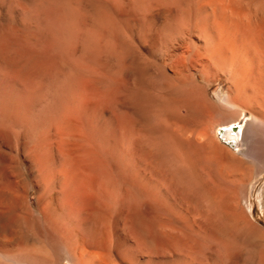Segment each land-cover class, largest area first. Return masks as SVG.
Wrapping results in <instances>:
<instances>
[{
  "label": "bare ground",
  "instance_id": "6f19581e",
  "mask_svg": "<svg viewBox=\"0 0 264 264\" xmlns=\"http://www.w3.org/2000/svg\"><path fill=\"white\" fill-rule=\"evenodd\" d=\"M84 7L99 10L98 13L104 8V15L99 14L105 18L97 19V14L92 15L94 18L86 16L82 9ZM121 38L136 48L141 59L156 74H161L182 90L187 102L186 107L183 106L185 113L192 106L191 110L193 108L204 113L208 120L217 117L216 121L211 120L215 122L209 120L208 127L203 128L204 132L197 136L198 147L193 145L192 151L198 148V152L202 151L200 154H206V160H216L214 168L218 163L217 168L226 164L225 168L231 169L228 163L232 165L244 159L264 160V0H0V159L7 152L19 157L29 166L35 178L34 189L47 200L46 204L40 202L42 196H37L36 200V204H42L38 212L45 223L42 235L33 229L34 219L29 217V211L28 216L21 215L20 218L15 214L18 209L16 203L0 207V255L5 259L3 264H58L54 248L44 250L36 248L34 244L54 241L62 244L61 251L64 250L65 255L62 254L68 257L70 264H219L220 260L222 264H234L235 261L246 264L250 236L256 240L257 246H254L259 247V264H264L263 225L257 230V220L248 225L245 212H237V209V213L232 212L230 204L233 203V195L228 196L226 192L229 191L225 190L226 195L219 191L216 193L218 189L214 187L216 191H211L213 186H208L206 182L204 184L209 187L206 188L209 192L204 187L202 190L198 182H188L196 189L201 188L198 190L200 195L202 191L205 193L195 197L194 206L185 200L186 192L190 199L191 190V186L189 191L185 190L188 186L185 185L186 179H189L185 175L190 173V170L185 173L188 167L186 163L195 162L196 153L191 155L193 160H189L182 147L171 150L166 147L165 151H170L167 154L164 150L162 152L168 158L162 155L161 159L168 161L164 166L167 163L169 166L164 173H160L162 171L154 168L156 165L144 155L145 150L142 153L143 147H139L134 138L128 142L127 136L122 137L119 146H114L112 151V147L89 144L90 135L87 137L77 130L58 125L44 132L39 140L36 139L29 151L25 149L26 139L32 132L27 127L26 117V102L31 95L26 82L30 74L24 73L27 64L30 61L39 63L40 57L51 51L58 56V60L54 57L60 67L65 66L66 59L74 57L78 51L85 49L88 52L86 48L97 52L111 49L112 55L126 44L120 45ZM254 62L257 69L251 81ZM128 64L129 60L126 67ZM124 70L121 74L126 82L139 80V73L133 69ZM10 71H15L16 75H11ZM166 73L170 76H166ZM89 74L86 82L97 81L99 76L95 72ZM220 78L229 85L228 90L221 91L217 101H210L206 92ZM200 82L205 84L202 91ZM69 89V85H66L62 92L68 95ZM84 89L82 97L87 96V99L89 95V98L93 95L96 98L97 94H103ZM192 134L191 138L194 137ZM130 136L133 135L129 134L128 138ZM186 138H181L183 145ZM249 150L257 154L249 155ZM110 154H114L115 157H112L119 163L118 174L114 177L106 175L103 168L101 170L97 165L100 159L109 161ZM191 156L188 157L191 159ZM178 164L181 165L177 167ZM140 165L144 169L140 170ZM204 167L209 171V167ZM200 169L193 171L196 172L194 177ZM211 172V177L215 174L220 175L221 181L227 180H223L225 175ZM192 177L191 181L198 179ZM134 191L139 192L137 196ZM7 192H0L3 205L10 199ZM196 192L193 196H196ZM254 200L264 208L263 191L258 192ZM143 217L151 220L154 217L155 222L150 224L154 223L155 226L146 227L149 219ZM222 219L225 223L229 220L230 223L231 220L237 223V230H241L239 235L233 234L237 231H234L236 227L234 229L232 226V230L229 226L233 233L228 235L227 240L232 237L231 234L240 237L242 248L237 243V246H233L232 240L222 244L214 240L216 233L213 234L210 225L214 223V227L216 221ZM252 227L257 232H252ZM220 234L222 237V232ZM223 236L227 237L226 233ZM222 239L225 241V238ZM129 243H135L137 248L132 250ZM232 246L240 249L235 251L236 248L234 250Z\"/></svg>",
  "mask_w": 264,
  "mask_h": 264
},
{
  "label": "rangeland",
  "instance_id": "374dc122",
  "mask_svg": "<svg viewBox=\"0 0 264 264\" xmlns=\"http://www.w3.org/2000/svg\"><path fill=\"white\" fill-rule=\"evenodd\" d=\"M81 5L83 6V4H81ZM82 9H83V13H86V16L94 18L93 16L95 14H97V15H95V17L97 19L98 18H100V19L105 18V17L103 18L101 16V15H104V13H102L103 11H105V10H103L104 8L100 9V10H102V12L101 11L99 12V13H102L101 15L98 13L99 10H89V9H86L85 7ZM122 43L123 44L126 43L127 45H129L128 42L126 40H124L123 38L120 39V45ZM126 44L122 45L121 48L117 52H113L115 54L112 53V55L110 53L112 51L111 49H106V50L104 49L105 51H101V52L100 51L97 52L95 49L91 50V48L90 49L86 48L88 50V52L85 49H82V51L81 52L78 51L74 55V57L72 56L71 58H67L66 59L67 63L63 67H60L56 64V58L58 56L55 54L54 51L44 53L42 55L44 58L40 57L39 63L38 62L36 63V61H30L27 64V66L24 70V73L30 74V76L28 77V80H26V82H27L28 89L31 93V95H30L31 97L29 96V98L27 99V102H26V106H27L26 107V109H27L26 110V117H27V127L28 128L30 127L29 130L32 132H30L29 138L26 139L25 149L27 151H29L32 148L34 142L39 140L42 135H44L48 130L53 129L57 125L60 126L61 128H64V129L66 128L69 130L70 128H72L70 130H74V131L77 130V132L79 134H85L86 136L90 135L92 138H88L89 144L93 143L95 146H97V144H99L101 146H107L109 149H111V147H112V149H111L112 151H113L114 146L115 147L119 146L122 137L127 136L126 137L127 141L131 142V141H133V138H134L135 142L138 145H140L139 147H143L142 153L144 154V150H145L146 154H144V155H147L148 157H150L154 163L153 165H156L158 167V169L156 168V166H154V168L158 172L162 171L160 173H164L165 169L168 168L169 164L167 163V165H168V166L166 165L167 167L164 166L166 164L165 161H167V160L163 159L164 161H162L161 157L164 156L162 151L163 150L165 151L166 147L167 148L169 147L170 150L174 149V148H181L182 147L184 149V154H186L185 157L187 156V159L189 158V160H193V157L191 155L192 154L194 155V153H196L194 155L195 156L194 157L195 162H192L190 164L187 161L188 163H186V164L189 168L185 164V168L187 167V169H185V173L189 172V170L191 173V174L190 173L186 174L185 178L188 177L190 179L193 176L192 179L193 178L195 179L196 177H198V179H195L192 181H191V179H190V181H189V179H186L185 185H188V186L185 187L186 188L185 190H188L189 186H191V184H189L188 182H190L192 184H197L196 182H198L199 186L202 187V190L205 189L206 191H208L209 189L207 190L206 188L208 186H210V187L213 186L212 188H210V190L216 191V189H218L216 193H218V191H219L220 194L222 193L224 195L226 191H229V192H226L227 195L228 194L233 195V197L230 196L233 199L232 200L233 203L230 204V206L232 205L231 211L236 212V209H237V212H240V213L245 212L244 215L245 216L247 215V219L249 220V222L247 220V224L249 223L250 225H252V222L254 224L255 223L254 220H257L258 223L257 222L255 223L257 230H259L258 228L261 229L262 225H263V228L261 230H264V208L262 209V207L254 200V198L256 197L258 192L263 191V194H264V160L263 159H259V160L244 159V160H241V162L240 161L235 162L232 165L230 163H228L229 164L228 166H230L231 169L225 168L226 164H222L223 167H221L222 168L221 169L220 167L219 168L216 167V165L218 166L219 163L215 164V168H214L213 163H216L217 161L213 160L212 158H209L208 156L207 157L211 160H209L208 158H207L208 160H206V157H205L206 154L201 153L202 154L201 155L200 152H202V151L200 150V152H198L199 151L198 148L195 147L196 148L195 151H192L194 149V146L197 144V141H198L197 136L201 134L200 132L202 130H204L208 127L209 120L211 121L214 118L208 120V117L204 113H200V111L195 110L193 108L191 110L192 106L189 108V110L192 113L190 111L188 113H185L186 108H184V107H186L185 104L187 102L185 101L184 95H182V90L176 88L172 82L167 80L161 74H159V73L156 74V72H154L153 69L150 66H148V64H146V62H144V60L141 59L140 54L138 53L136 48L131 46V45H129V47H128ZM43 45H45V43H43ZM90 50H91V52H90ZM85 52L87 53L86 56H85ZM108 53H110V54L108 55ZM124 54H125V56H124ZM121 55L124 58L121 57ZM127 55H129V56H127ZM86 57H88V58H86ZM53 58L55 59V62H54ZM85 58L87 60H85ZM57 60H58V58H57ZM128 60H129V64L126 67ZM79 62H82V63H79ZM53 63H55V65H57V66H55ZM34 65H36L37 67ZM123 66L126 68H123ZM255 66H256V63L254 62L251 66L250 79L254 76V73L256 72L257 67H255ZM64 67H65V69H63ZM82 67H83V69H82ZM127 68L129 70L133 69V71H136L137 73H139V80L138 81H134V80L133 81L131 80V82L125 81L121 72L124 73L122 70L123 69L126 70ZM130 68H132V69H130ZM89 69L92 71V73L95 72V74H97V76L100 77V78L98 77L97 81L95 80L91 83L85 81V80H87L86 77H88L89 72H91ZM87 70H89V72ZM108 71H110V72L108 73ZM98 72H99V74H98ZM10 73L13 76L16 75L15 71H10ZM89 75H91V74H89ZM166 76H170V75L168 73H166ZM251 81H252V79H251ZM80 83H81V85H80ZM73 84H75V85H73ZM66 85H69V88H70L68 95L66 93L62 92L63 91L62 89H64V87H66ZM138 85H141V86H138ZM199 85L201 87V91H202V89L204 90L205 84L203 82H200ZM74 86H75V88H74ZM228 87H229V85L225 82V80L220 78L218 81L214 82V84L207 90V92H206L207 99L210 101H217L219 93L221 91L227 92ZM84 88L87 90L94 91V92L95 91H99V93L103 92V94H102L103 96L99 94V96H102V97H100V99H97V98H99L98 94H97L96 98L93 97V96H95V95H93L92 96L93 99L89 98V97H91V95H89L88 99H87V96L82 97V89H84ZM177 92L180 95L177 94ZM112 93H114L113 94V96L115 95L114 97L111 96ZM56 95H60V96H56ZM62 95H63V97H62ZM73 95H75V96H73ZM121 99H122V101H121ZM48 101H50V104H48ZM137 101H139V102H137ZM182 101H184V103ZM205 102H206V99H205ZM68 104H70V105H68ZM102 105H104V106H102ZM178 107H180V109ZM109 112H111V114ZM67 113L72 119L69 116H67ZM246 113H248V112H246ZM128 114H130V116ZM178 115H180L179 118H178ZM248 115H250V113H248ZM125 116H126V118H125ZM93 119H94V121H93ZM214 120L215 121L217 120L216 116H215ZM215 121H211V122H215ZM129 123L131 124V126L129 125ZM35 126H37V127H35ZM87 126H89V127H87ZM129 126H130V128H129ZM182 126L185 129L181 128ZM78 129H80V130H78ZM81 129H82V131H81ZM80 131H81V133H80ZM176 131H177V133H176ZM189 131H190V133H189ZM121 132H122L123 136H122ZM191 132H194L195 135L197 134L196 135L197 138H195V135L192 134ZM196 132H198V133H196ZM203 132L204 131H202V133ZM182 133H183V135L181 136ZM129 134L133 135V136H130L131 139L128 138ZM191 134L194 137L191 138ZM215 134L217 135V137L219 136L218 130H216ZM187 136H189L188 138L190 139V141L186 138ZM181 138L182 139L186 138V140H185L186 142H184V145L181 142L182 141ZM147 140H150V141H147ZM195 141H196V143H194ZM81 142L82 141H80V143ZM187 142H190V143H187ZM191 142H193V143H191ZM82 144H84V142ZM171 144H172V146H171ZM198 144H200V142ZM188 146H189V148H188ZM196 146L198 147V145H196ZM201 146L202 145H200L199 147H201ZM156 149H158L157 150L158 152H159V150H161L162 153L159 152V154H158ZM197 149H198V151H197ZM200 149H202V148H200ZM243 149L242 150L245 151V148H243ZM168 150L165 151L164 153L167 154L170 151V150L169 151ZM187 151H189V152L187 153ZM234 151H236V149ZM203 152H205V151H203ZM249 153H250L249 155H252V156L257 154V153H254V150H253V152H252V150H249ZM112 156H114V154H110L111 158L109 157V161H110V159L112 160L110 162L108 161V159L107 160L106 159H100V160L98 159L99 161H98L97 165L98 164L100 165V167L99 166L98 167L101 170L103 168L102 171H104L106 175L109 174L108 176L111 175V177L112 176L114 177L118 174L119 163H118L117 159H116V161H117V163H116L115 158H114L115 156L114 157H112ZM188 156H191L192 158L190 159V157H188ZM203 156L205 158H203ZM166 157L168 158V155ZM166 157L164 156V158H166ZM258 161H260V162H258ZM163 162H164V164H163ZM243 163H244V165L245 164L246 165L243 166ZM103 165H104V167H103ZM180 165L181 164H178L177 167H179ZM204 165L206 167H209V171H208V168L206 169L204 167ZM222 165H220V166H222ZM160 166H162L163 168L162 167L160 168ZM171 166L175 167V165H172V163H171ZM196 166L198 169H200V168L201 169L199 170L200 172L197 173V175L194 177L196 172L193 173V171H197ZM228 166H226V167H228ZM140 167H139L140 170L144 169V166L140 165ZM112 168H113V170H112ZM241 168H243V169H241ZM205 169H206V171H205ZM214 169H215V171H214ZM219 169L221 172H219ZM114 170L117 173L116 172L114 173ZM212 170L217 175L218 174H221V176H222V174L225 175L227 178L225 176H224L225 179L223 177H221V178H223V180H226V179L227 180L221 181V179L219 178L220 175L218 177L214 174L213 177L214 176L216 178L218 177L217 178L218 180L217 179L215 180L214 179L215 177L214 178L211 177V175L213 174L211 172ZM216 170L219 173H217ZM226 170L229 171V173H230L229 175H228V172ZM109 172H111V173H109ZM208 172H210V173H208ZM200 173H202V174L199 175ZM224 173H226V174H224ZM232 175H233V177H232ZM199 177L201 178L202 181L200 180ZM229 177H232V178H229ZM202 178L205 180V182H203L204 180ZM233 178H235V179H233ZM219 179H220V181H219ZM199 180L201 182H203L202 186L200 185L201 182ZM193 181H195V183ZM218 181H219V183L216 184ZM231 181L235 182V183H231ZM34 182H35V178L32 175L31 170L29 169V166L27 164H25L19 157L15 156L13 153H10V152H7V155L5 157H1V159H0V192H2V191L7 192L8 191L7 193L10 196L9 200L11 202L8 200L6 202V204L4 203V205H3V203L0 200V207L6 206V205L8 207L9 205L16 203L18 205L17 206L18 209L15 211V214L17 215V217L21 218V215H23V216L29 215V217H31L32 220L34 219L33 220V229L35 230V232L37 234L42 235L44 232V228H45L44 224L45 223H44V219L41 216H39L40 215L39 211H40V206L42 207L43 203L46 204L47 200L44 199L43 195H41L42 194L41 192H37L34 189ZM206 182L209 183L208 186H207V184L206 185L204 184ZM192 186L194 187V190H195L196 189L195 186L194 185H192ZM192 186L189 188L192 190V193L190 192L191 190L190 191L188 190L190 193V199H189V196H187L188 193L185 191L186 192L185 200L187 199L186 201H188V203L190 205H193L195 203V201H194L195 197L201 196L205 193L204 191H202L203 194L201 193V195H200L198 190H201V188L199 189V187L196 186V187H198L195 190V192L197 191L196 196H193L195 192H194ZM203 187H204V189H203ZM214 187L216 189H213ZM221 189H223V191H221ZM210 190H209V192H210ZM215 191H214V193H215ZM135 192L136 191H134V194H135ZM132 193H133V191H132ZM136 193H137L136 194V196H137L139 192H136ZM208 194H211V193H208ZM37 196L38 197L42 196L41 200H40V202L42 204L40 202L36 204V200L38 198ZM42 198H43V201H42ZM234 198L236 199V201H234ZM238 200H239V202H238ZM235 202H236V204H234ZM235 206H236V208H235V210H233V208ZM246 206L247 207L249 206V210L247 209ZM29 208H31V211L29 210ZM240 208H242V209H240ZM244 209H245V211H244ZM23 210L25 211V213ZM246 210L248 211V213L246 212ZM28 211H29V214L27 215ZM31 213H33V214H31ZM34 214L37 215L39 217V219H42V220H38L37 219L38 217L34 216ZM143 218H146V220L149 219L147 217H143ZM143 218H141V219H143ZM152 219L153 220H151V219L147 220V221H149V224L146 223L147 224L146 227L149 228L152 225L150 223H152V221L155 222L154 217ZM110 220H112L111 222H114V219L110 218ZM142 221H143V223L145 222L144 220H142ZM233 221L234 220H231L232 223H230V220H229L228 223H225L224 219H222V220H220V222L222 224H220L219 221H216V223L219 222V224L215 223L216 226H214V227H213L214 223H213V225L211 224L210 227H212V229H213V234L215 235V233H216L215 237H213V238L215 241L220 242V243L221 242L224 243L227 241L229 242L232 240L233 246L238 245V247H239V245H240V247H241L243 242L241 244L240 243L241 238L237 237L241 230L240 229H238L239 231L237 230V228H239V227H237V223H235ZM233 223H234V225L236 224V226H234ZM218 225H220L221 228ZM153 226H155L154 223L151 227H153ZM229 226L231 228H232V226H233V228L236 227V229L234 228L235 229L234 231L237 230L238 232L236 231L233 233V231L230 230L231 228ZM23 228H24V225H23ZM233 228H232V230H233ZM252 230L254 232H257L255 227L254 228L252 227L251 231ZM220 232H222L223 235H224V233H226L227 237H224L222 235V237L225 238V241H224V239H222L221 234L219 235ZM230 233L237 235L236 236V235L231 234V236H232L231 238H233V237L238 238V239L236 238L237 239L236 242H235V238L231 239L229 237V240H227L228 235H230ZM249 238L251 239V240H248V241H250L248 243L249 252L247 255V257H249V259L247 258L246 264L248 263V261H249L248 264H256V263L259 264V252H258L259 247H256L257 246L256 240L255 239L253 240L252 236H250ZM219 239L220 240L222 239L223 241L222 240L220 241ZM42 242H43V239H42ZM236 243H237V245H235ZM34 244H35L36 248H41V249L45 248L44 250L50 249V251H51L54 248L53 250L56 251V254H57L56 258H57L58 264H70V260L68 259V257L64 256L65 255L64 250L61 251L63 246L59 241H54L52 243L51 242H48V243L43 242L42 244H41V242L40 243L34 242ZM229 245L231 246V243ZM254 245H256V246H254ZM129 246H131L132 250H135L137 248V245L135 246V243L134 244L132 243L131 245L129 243ZM233 246L231 248H233ZM235 248H236V250H235ZM233 249L235 251H237L240 248L234 247ZM0 256H1L0 257V264L5 263V259L3 258V256L2 255H0ZM220 262H221V260H220ZM220 262H218V263L222 264ZM234 264H242V262H239V261L236 262L235 261Z\"/></svg>",
  "mask_w": 264,
  "mask_h": 264
}]
</instances>
